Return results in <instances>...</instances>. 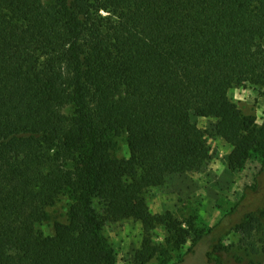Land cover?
Segmentation results:
<instances>
[{"label": "trees", "instance_id": "1", "mask_svg": "<svg viewBox=\"0 0 264 264\" xmlns=\"http://www.w3.org/2000/svg\"><path fill=\"white\" fill-rule=\"evenodd\" d=\"M242 86L264 91V0H0V264H116L102 230L127 220L133 264H181L200 244L223 264L228 229L264 234V204L248 205L264 195V119L230 101ZM189 115L215 120L229 170L257 164L226 225L201 231L144 198L212 159ZM61 196L66 222L44 235Z\"/></svg>", "mask_w": 264, "mask_h": 264}, {"label": "rangeland", "instance_id": "2", "mask_svg": "<svg viewBox=\"0 0 264 264\" xmlns=\"http://www.w3.org/2000/svg\"><path fill=\"white\" fill-rule=\"evenodd\" d=\"M228 97L242 114L254 116L256 124L261 125L264 119V91L249 86L235 87L229 91ZM189 119L198 128L209 133L208 144L211 147L212 159L198 171L168 177L163 187L147 192L144 198L152 213L170 212L183 223V226L186 227L185 223L188 222L196 231H201L220 222L221 226L228 222L229 217L226 216L239 201L244 187L252 184L257 164L250 163L237 171L229 170L227 159L230 146L228 142L215 135V120L193 115H189ZM126 155L127 149L120 142L116 156L123 158ZM68 203L67 197L61 196L48 210V220L38 227L44 235L53 234L54 222H66ZM255 204L263 205L264 195L249 198L248 205L253 207ZM141 233L140 225L130 220L109 223L103 228L102 235L113 250L116 264H133L134 255L140 248ZM165 238L166 234L160 228L152 234L154 245L162 244ZM222 243L230 248V253L222 257L223 264H249L250 259L255 263L264 264L263 232H253L252 236H247L228 229ZM189 244L190 242H187L183 250H186ZM251 244H255L262 252H258L257 255L249 253L247 256L246 250ZM205 251L206 245L200 244L195 253L186 257L181 264H205ZM178 255L173 254L166 264H177ZM233 255L242 261L234 260L231 257Z\"/></svg>", "mask_w": 264, "mask_h": 264}]
</instances>
